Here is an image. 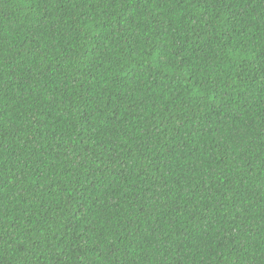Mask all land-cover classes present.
<instances>
[{
    "label": "trees",
    "instance_id": "obj_1",
    "mask_svg": "<svg viewBox=\"0 0 264 264\" xmlns=\"http://www.w3.org/2000/svg\"><path fill=\"white\" fill-rule=\"evenodd\" d=\"M0 264H264V0H0Z\"/></svg>",
    "mask_w": 264,
    "mask_h": 264
}]
</instances>
